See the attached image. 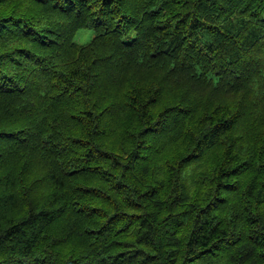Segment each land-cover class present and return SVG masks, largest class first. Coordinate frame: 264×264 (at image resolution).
Here are the masks:
<instances>
[{
	"label": "trees",
	"instance_id": "obj_1",
	"mask_svg": "<svg viewBox=\"0 0 264 264\" xmlns=\"http://www.w3.org/2000/svg\"><path fill=\"white\" fill-rule=\"evenodd\" d=\"M0 264H264V0H0Z\"/></svg>",
	"mask_w": 264,
	"mask_h": 264
},
{
	"label": "rangeland",
	"instance_id": "obj_2",
	"mask_svg": "<svg viewBox=\"0 0 264 264\" xmlns=\"http://www.w3.org/2000/svg\"><path fill=\"white\" fill-rule=\"evenodd\" d=\"M93 30L90 28L79 29L75 35V40L80 43H87L93 37Z\"/></svg>",
	"mask_w": 264,
	"mask_h": 264
}]
</instances>
